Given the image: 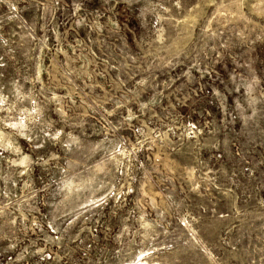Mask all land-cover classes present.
I'll use <instances>...</instances> for the list:
<instances>
[{"label":"rangeland","instance_id":"rangeland-1","mask_svg":"<svg viewBox=\"0 0 264 264\" xmlns=\"http://www.w3.org/2000/svg\"><path fill=\"white\" fill-rule=\"evenodd\" d=\"M0 264H264V0H0Z\"/></svg>","mask_w":264,"mask_h":264}]
</instances>
